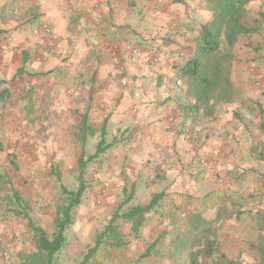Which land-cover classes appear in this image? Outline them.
<instances>
[{
	"label": "crops",
	"instance_id": "crops-1",
	"mask_svg": "<svg viewBox=\"0 0 264 264\" xmlns=\"http://www.w3.org/2000/svg\"><path fill=\"white\" fill-rule=\"evenodd\" d=\"M246 11L250 31L233 49L240 95L261 78L258 67L264 66V0H253ZM211 19L207 0H0V140L5 144L0 158L7 148L11 160L32 157L30 137L43 132V141L37 132L41 149L52 132L58 140L68 137L83 146L82 153L85 145H102L104 151L89 163L108 191L123 185V176L137 192L183 193L184 198L201 193L220 171H256V140L251 126L243 130L232 119L236 102L204 121L185 119L178 108L186 87L175 71L194 53L195 38ZM30 113L40 119L33 127ZM39 153L44 165L47 155ZM259 165L264 167L262 161ZM5 185L0 264H19L18 255L34 243L29 227L14 218L18 212H11L20 204L7 206L17 186ZM167 198L172 209L177 196Z\"/></svg>",
	"mask_w": 264,
	"mask_h": 264
},
{
	"label": "rangeland",
	"instance_id": "rangeland-1",
	"mask_svg": "<svg viewBox=\"0 0 264 264\" xmlns=\"http://www.w3.org/2000/svg\"><path fill=\"white\" fill-rule=\"evenodd\" d=\"M258 70L262 72L261 78L257 82L253 80L249 86L246 85L247 93L242 91L240 95L236 87L238 74H232L231 66L234 100L218 105L215 112L219 115L223 112V106L228 105L227 108H230L236 102L237 108L232 119L241 124L243 130L244 125L251 126L250 137L256 140L252 147V154L256 159L252 167L255 166L256 171L229 170L226 174L220 171L218 176H211L210 181L207 180L208 183L205 180L202 192L198 191L201 193L185 194V198L183 193L163 194L160 206L146 216L148 223L145 225L144 237L141 235L143 230H140V236L133 238L130 224L119 221L117 223L125 236L126 244L119 248L100 246L87 264H177L168 257L169 253L175 250L170 243H174L172 240L178 231L186 229L183 220L190 212L199 214L209 222L210 235L217 240L220 253L225 254L228 260L239 264H263L259 259L258 248L264 236L260 221L264 217V167L257 169V166L261 161L264 164V66L258 67ZM38 120L40 119L37 114L30 113L28 124L33 127L38 124ZM38 131L30 137V140H35L29 144V150L33 152L32 157L26 155L17 159L15 156L11 160L10 156L14 155L8 153L9 148L1 155L0 190L3 186L6 188V182H10V186L16 185V198L12 197L10 205H7L16 208L15 203L20 204V207H17L19 211H11L12 214L18 212L14 218L21 220L23 227H27L28 220H31L36 226L43 227L50 236L53 232L54 214L57 207L63 203L61 187L67 190H76L78 187L77 157L82 153L83 146L71 143L72 139L69 140L68 137L58 140L51 132L49 145L39 149ZM38 134L43 141V132ZM83 149L85 157L96 150L94 145H85ZM43 150L47 155L42 159L44 165L40 163L37 155L39 152L43 155ZM46 161L51 162L49 167L46 166ZM93 170L92 164H87L83 174L86 189L80 204L73 210L74 221L65 232L66 242L56 255V264L81 263L87 250L94 245L96 234L104 228L119 206L122 212L134 205H144L152 195L150 191L137 192L138 189H133L130 181L123 180V176V185H111L110 188H115L108 191L106 185H103L105 180L97 177L98 171ZM43 172H46V177L41 175ZM118 181L119 178L116 177L115 184H118ZM124 184L127 186L126 191L122 189ZM174 194L177 196V205L171 203L173 210L167 209L169 201L166 199L169 196L174 197ZM127 198L129 202L122 206ZM171 200L173 202L174 199ZM168 210L173 213H168ZM40 214L45 216V220L40 218ZM26 245L29 247V242ZM176 259L179 260L177 257ZM5 261H9L8 258ZM210 263L211 260L198 256V264Z\"/></svg>",
	"mask_w": 264,
	"mask_h": 264
},
{
	"label": "trees",
	"instance_id": "trees-1",
	"mask_svg": "<svg viewBox=\"0 0 264 264\" xmlns=\"http://www.w3.org/2000/svg\"><path fill=\"white\" fill-rule=\"evenodd\" d=\"M210 4L212 19L203 25L195 38L194 53L175 71V78L186 87L185 95L179 103V111L185 119L196 121L213 118L218 105L231 103L235 97L234 84L231 77V66L235 59L233 49L241 35L250 30L246 27V8L253 0H207ZM5 151V144L0 140V153ZM104 151L99 143L95 153L78 159V187L67 190L61 187L63 203L56 209L53 218V232L49 236L46 231L32 221L28 227L32 234L34 248L18 255L20 264H56V255L65 245V232L73 223V209L77 207L86 189L83 174L87 164ZM163 194H153L144 205H134L121 212L117 208L111 219L95 236L94 245L83 256L81 263L87 264L100 246L119 248L126 244L120 231L119 221L130 224L133 238L139 236L146 222V216L158 205ZM129 202L128 198L122 206ZM264 231V217L261 218ZM186 227L178 231L170 243L175 247L168 257L177 264H198V256L211 260L210 264H239L228 260L220 253L217 240L210 235V225L202 216L190 212L183 220ZM175 253V254H174ZM260 261L264 264V236L258 248ZM176 257L179 259L177 260ZM181 258V260H180Z\"/></svg>",
	"mask_w": 264,
	"mask_h": 264
},
{
	"label": "built area",
	"instance_id": "built-area-1",
	"mask_svg": "<svg viewBox=\"0 0 264 264\" xmlns=\"http://www.w3.org/2000/svg\"><path fill=\"white\" fill-rule=\"evenodd\" d=\"M162 1L163 0H158L159 3H162ZM43 29H44L45 34H47V35L50 34V29L48 28V26H44ZM132 54L133 55H137L138 54V50L137 49H134L132 51Z\"/></svg>",
	"mask_w": 264,
	"mask_h": 264
}]
</instances>
